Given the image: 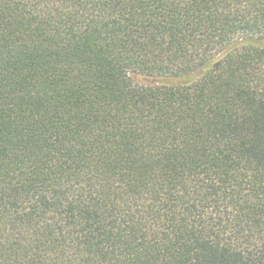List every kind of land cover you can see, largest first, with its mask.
Listing matches in <instances>:
<instances>
[{"label":"trees","instance_id":"trees-1","mask_svg":"<svg viewBox=\"0 0 264 264\" xmlns=\"http://www.w3.org/2000/svg\"><path fill=\"white\" fill-rule=\"evenodd\" d=\"M0 264H264V0H0Z\"/></svg>","mask_w":264,"mask_h":264}]
</instances>
